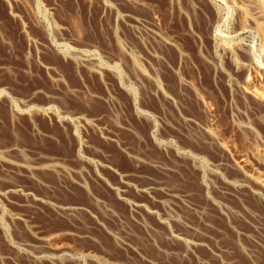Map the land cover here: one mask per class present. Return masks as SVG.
<instances>
[{"label":"rangeland","instance_id":"1","mask_svg":"<svg viewBox=\"0 0 264 264\" xmlns=\"http://www.w3.org/2000/svg\"><path fill=\"white\" fill-rule=\"evenodd\" d=\"M263 18L264 0H0V264H264V189L224 166L247 151L264 178V109L239 93L264 90Z\"/></svg>","mask_w":264,"mask_h":264},{"label":"bare ground","instance_id":"2","mask_svg":"<svg viewBox=\"0 0 264 264\" xmlns=\"http://www.w3.org/2000/svg\"><path fill=\"white\" fill-rule=\"evenodd\" d=\"M118 1V0H117ZM120 1V0H119ZM261 2V1H260ZM259 5V4H258ZM257 6V5H256ZM253 8V7H252ZM255 9V8H254ZM244 12V11H243ZM255 12V11H254ZM256 14V13H255ZM251 15V14H250ZM129 18V17H128ZM264 19V18H263ZM135 21V20H134ZM261 23V22H260ZM258 28V27H257ZM144 32V31H143ZM152 32H154V31H152ZM165 37V36H164ZM161 41V40H160ZM164 42L162 43V44H169L170 42H168V41H166V40H163ZM160 43V42H159ZM161 44V45H162ZM163 46V45H162ZM78 47V46H77ZM77 51V50H76ZM80 52V51H79ZM71 56L70 57H72V55H75L73 52L70 54ZM77 55V54H76ZM86 57H88L89 55H85ZM231 56V55H230ZM119 59V58H118ZM232 61V60H231ZM78 62H81V63H84L83 65H85V66H90L92 63L87 59V58H82L80 61H78ZM238 62V61H237ZM81 63H80V65H81ZM132 65V64H131ZM235 65H236V67H238L239 66V64L238 63H236L235 62ZM92 67V66H91ZM131 67V66H130ZM134 67V66H133ZM140 68V67H139ZM135 69V68H134ZM133 69V70H134ZM143 69V68H142ZM94 70V69H93ZM138 70V69H137ZM136 70V71H137ZM141 73V72H140ZM140 73H138V74H140ZM154 74V73H153ZM134 75H135V73H134ZM136 76V75H135ZM140 76V75H139ZM142 76H143V74H142ZM145 77V76H144ZM155 77H158V76H155ZM155 77H153V75L152 76H150V77H148V78H150L151 80V82H152V86L154 87V90H155V92H158L159 91V85H158V82H157V80H156V78ZM135 78V77H134ZM138 78H141V77H138ZM137 78V79H138ZM136 79V78H135ZM262 79V78H261ZM143 80V79H142ZM250 81V80H249ZM246 82V81H245ZM262 82V81H261ZM143 83V82H142ZM160 83V82H159ZM262 84V83H261ZM183 85V84H182ZM185 86V85H184ZM259 87V86H258ZM262 87V86H261ZM260 87V88H261ZM260 88H257V86H255L254 84H252V83H250V82H247V83H244L241 87L239 86V93H240V95L242 96V97H248V100H249V98H250V101L252 100V102L254 103V105H255V107H257V108H259L260 110H262V109H264V90L263 89H260ZM263 88V87H262ZM153 90V89H152ZM111 96V95H110ZM162 97H165L164 99L165 100H167V101H169V96H162ZM196 99L199 101L198 103H200L201 105H202V108L204 109V110H208L209 108H208V102L209 101H206L202 96H200V95H197L196 94ZM113 102V101H112ZM171 102H169V104H170ZM252 103V104H253ZM205 111V112H206ZM182 118V117H181ZM185 122H186V124L187 125H190V124H192V121L190 120V119H186V120H184ZM264 121V120H263ZM207 123V122H206ZM186 125V126H187ZM192 127V126H191ZM193 128V127H192ZM180 129V128H179ZM195 129H197V128H195ZM194 129V130H195ZM237 129H239V130H241V131H245V132H250V131H252L251 130V127L249 126V124H246V123H242V124H238L237 125ZM195 133V132H194ZM201 134L206 138V140L208 139L209 141H211V142H214V143H216V144H218L219 146H221V147H224L223 145H222V143H220L219 142V140H218V138H216L215 136H214V134H212V132L210 131V129L207 127V125L206 126H204V127H201ZM205 140V141H206ZM78 141V140H77ZM217 147V146H216ZM11 149H13V148H11ZM11 149H10V151H11ZM249 149V148H248ZM247 149V150H248ZM14 150H15V148H14ZM9 151V150H8ZM224 151H225V149H224ZM6 152V151H5ZM250 152L252 153V154H254V155H256L257 156V158L259 157V154H258V150L255 148V147H251L250 148ZM246 153H247V151H246ZM246 153H242V154H240V158H239V160H234V159H232V160H230V162H226V163H224V166L226 167V166H230V167H232V168H234V169H237L238 171H239V174H240V177L238 178V179H235L236 180V183L235 184H233V188L232 189H234V190H242V189H244V188H246V187H248V185L250 184V183H254L258 188H262V189H264V178L262 177V175L260 174V173H258V172H254V171H244V167H246L245 165H246V163H247V156L249 155H247ZM4 154V153H3ZM264 155V154H263ZM137 156V155H136ZM239 156V155H238ZM39 157V156H38ZM142 158V157H141ZM256 158V157H255ZM264 159V158H263ZM20 160V159H19ZM24 160V159H23ZM228 160V159H227ZM2 161H4V163L6 162L9 166H11L12 168H14L15 170H18V171H23V172H25V173H30V174H32L33 172H34V170L35 169H37L38 167H39V165L41 164L40 162H32V161H18V162H12V161H6V160H2ZM33 161H35V160H33ZM52 161V160H51ZM140 161V160H139ZM151 161H153L152 159H151ZM220 161H221V159H220ZM141 162V161H140ZM219 164H222L223 165V163H219ZM49 166H51L52 168H57V166L56 165H54V164H52V163H50V164H48ZM160 167V169L162 170V171H164V172H167L169 169L168 168H165V167H162V166H159ZM170 167V166H169ZM248 167V166H247ZM215 168V167H214ZM218 168V167H217ZM57 170V169H56ZM174 171V170H173ZM172 172V171H171ZM164 174V173H163ZM212 174V173H211ZM238 176V175H237ZM231 177V176H230ZM193 180V179H192ZM125 184H127V182L125 181L124 182ZM226 183V182H225ZM227 183H229V182H227ZM231 183V182H230ZM233 183V182H232ZM231 183V184H232ZM163 185V184H162ZM250 186V185H249ZM254 188V187H253ZM165 189V188H164ZM231 189V188H230ZM11 190H12V192L13 191H19V193H21L20 191H22L21 189H19L18 188V186L17 185H12L11 186ZM142 192H146V193H153V192H156V191H158V190H163V188L161 187V185L159 184V183H150V184H146V185H142L141 186V189H140ZM168 190V189H167ZM260 190V189H259ZM23 192V191H22ZM232 192V191H231ZM166 193V192H165ZM257 193V192H256ZM167 194L168 195H170V196H174V195H172L170 192H167ZM26 196V195H25ZM170 198V197H169ZM157 201V200H156ZM176 201V200H175ZM159 202V201H158ZM90 203V202H89ZM215 204V203H214ZM132 206L136 209V210H138V211H144L145 209H144V206L145 205H143V203H141V201H135V202H132ZM67 207V206H66ZM77 207V206H76ZM59 208V210L60 209H65V208H63V207H58ZM69 208V207H68ZM202 209V208H201ZM70 210V209H69ZM67 211V210H66ZM78 211V210H77ZM76 211V212H77ZM147 211H149L150 213H151V210H147ZM146 211V212H147ZM110 213H111V211H109ZM69 213V212H68ZM73 213V212H72ZM113 213V212H112ZM111 213V214H112ZM205 213V212H204ZM137 214H139L138 212H137ZM145 214V213H144ZM201 214V213H200ZM206 214V213H205ZM170 216V215H169ZM13 218L15 217V218H18V219H21V217L17 214L16 216H12ZM187 226V225H186ZM184 227V226H183ZM193 230V229H192ZM195 234V233H194ZM37 236V235H36ZM35 239H37L36 241H38V243L39 244H37V245H41V247H45V245H46V247H47V238L45 237V236H43V237H36ZM49 241V240H48ZM35 243V242H34ZM28 245V244H27ZM22 246H24V245H22ZM50 247H52V246H50ZM36 248V247H35ZM33 250H35V249H33ZM54 250V249H53ZM56 251H58V250H56ZM65 251V250H64ZM42 250H39V251H37V253L38 254H42ZM54 252V251H53ZM49 253V252H48ZM47 253V254H48ZM58 254V253H57ZM63 254V253H62ZM35 257V256H34ZM37 257V256H36ZM39 257V256H38ZM49 257V256H48ZM53 258V257H52ZM46 259V258H45Z\"/></svg>","mask_w":264,"mask_h":264}]
</instances>
